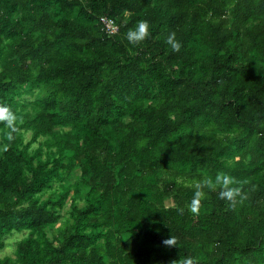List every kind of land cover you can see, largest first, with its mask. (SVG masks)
<instances>
[{
  "label": "trees",
  "instance_id": "trees-1",
  "mask_svg": "<svg viewBox=\"0 0 264 264\" xmlns=\"http://www.w3.org/2000/svg\"><path fill=\"white\" fill-rule=\"evenodd\" d=\"M0 104V264H264V0H0Z\"/></svg>",
  "mask_w": 264,
  "mask_h": 264
},
{
  "label": "clouds",
  "instance_id": "clouds-1",
  "mask_svg": "<svg viewBox=\"0 0 264 264\" xmlns=\"http://www.w3.org/2000/svg\"><path fill=\"white\" fill-rule=\"evenodd\" d=\"M150 36V25L147 20L138 21L132 28L126 33V39L130 44H137L141 41H144ZM167 44L171 46L173 52H178L181 48V44L175 38V33H169L167 36ZM16 115L9 109L5 104H0V121H5L6 126L12 131L15 132L16 129ZM238 182L236 179L228 174H218L215 177L213 182L208 177H203L194 184V195L190 204V210L196 212L200 201L205 197L206 188H215L217 185L220 188L218 193L221 199L227 200L235 206L236 198L241 196V189L237 185ZM168 245H174L175 242L170 237L165 241Z\"/></svg>",
  "mask_w": 264,
  "mask_h": 264
},
{
  "label": "rangeland",
  "instance_id": "rangeland-1",
  "mask_svg": "<svg viewBox=\"0 0 264 264\" xmlns=\"http://www.w3.org/2000/svg\"><path fill=\"white\" fill-rule=\"evenodd\" d=\"M30 138V136H28L27 137V140ZM74 180H75V178H74ZM21 237V235H15V236H13V237H11V238H9L8 239V243L11 245V246H9L10 248H12V250H14V244H15V241L17 240V239H19ZM12 250L10 249V250H8L9 251V253L10 254H12Z\"/></svg>",
  "mask_w": 264,
  "mask_h": 264
},
{
  "label": "built area",
  "instance_id": "built-area-1",
  "mask_svg": "<svg viewBox=\"0 0 264 264\" xmlns=\"http://www.w3.org/2000/svg\"><path fill=\"white\" fill-rule=\"evenodd\" d=\"M115 22L113 20H106L105 21V25H106V28L108 31L112 32V31H115L116 30V26L114 25Z\"/></svg>",
  "mask_w": 264,
  "mask_h": 264
}]
</instances>
